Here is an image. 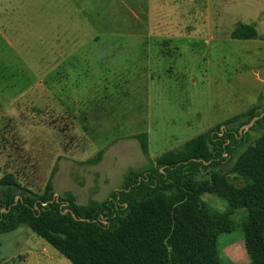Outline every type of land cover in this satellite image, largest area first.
<instances>
[{
	"label": "rangeland",
	"instance_id": "1",
	"mask_svg": "<svg viewBox=\"0 0 264 264\" xmlns=\"http://www.w3.org/2000/svg\"><path fill=\"white\" fill-rule=\"evenodd\" d=\"M238 24L264 37V0H0V178L40 194L55 168V195L101 202L147 166L130 136L153 160L262 104L264 40H231ZM243 216L218 238L223 264H248ZM0 264L70 262L22 226Z\"/></svg>",
	"mask_w": 264,
	"mask_h": 264
},
{
	"label": "trees",
	"instance_id": "2",
	"mask_svg": "<svg viewBox=\"0 0 264 264\" xmlns=\"http://www.w3.org/2000/svg\"><path fill=\"white\" fill-rule=\"evenodd\" d=\"M230 39L264 37L238 24ZM252 131L260 134L250 140ZM129 139L138 143L147 166L128 169L119 189L101 202L79 205L69 192L56 198L55 168L40 194L12 174L2 176L0 236L27 227L70 264H223L218 238L236 230L232 216L244 211L240 228L248 264H264V102L153 160L147 133ZM102 155L86 163L97 165ZM205 195L226 202L227 210L210 209ZM66 207L70 213L63 214Z\"/></svg>",
	"mask_w": 264,
	"mask_h": 264
},
{
	"label": "water",
	"instance_id": "3",
	"mask_svg": "<svg viewBox=\"0 0 264 264\" xmlns=\"http://www.w3.org/2000/svg\"><path fill=\"white\" fill-rule=\"evenodd\" d=\"M262 116V115H261ZM260 116V117H261ZM258 118H254L247 126H245V128H246V130L248 129V128H250L253 124H254V122L257 120ZM55 197L57 198L58 196L57 195H55ZM65 206H67V204H65ZM65 213H70V209H68L67 207L65 208V210L63 211V214H65Z\"/></svg>",
	"mask_w": 264,
	"mask_h": 264
}]
</instances>
